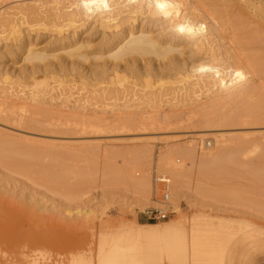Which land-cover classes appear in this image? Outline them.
<instances>
[{"label":"rangeland","instance_id":"1","mask_svg":"<svg viewBox=\"0 0 264 264\" xmlns=\"http://www.w3.org/2000/svg\"><path fill=\"white\" fill-rule=\"evenodd\" d=\"M46 1L51 3V6L55 1L56 5L59 2L0 0V14L5 11H19V7L24 8L27 4L40 6L44 4L41 2ZM64 1L63 3H67L68 0ZM91 1L104 3L106 0L86 2L93 4ZM119 1H124L121 10L127 11L126 9L131 7L130 9L139 12L142 10L139 5L145 0ZM185 2H191L192 19L196 30L194 38L186 36L181 39L180 53H177L176 61L172 62L175 65L149 55L136 63L140 69L139 73L121 71L118 74L121 78L118 79L115 75L111 77L97 75L99 72H96V66L103 60H95V55L91 54L92 60L81 63V69L87 78L80 79V74L72 71V66L77 63L74 64L72 57H66L65 51L59 50L55 52L57 57L52 59L53 63L63 60L70 74L65 77L67 81L62 83L64 95L60 97L59 84L52 79L54 75L45 78L38 73L35 74L38 77L37 81H48L51 89L55 87L48 93L47 103L44 104L10 97L8 94L14 88L15 93L18 92L24 97V92L30 93L33 89L34 79L28 76L29 73L26 75L31 64L21 57L4 54L5 57L2 58L1 52L6 51V42L2 39L0 147H8L16 153L31 151L33 155H37V160L30 167L15 161L0 160V264H101L100 243L101 240L110 237V234L104 237L103 233L115 231L120 220L136 219L141 224L166 225L176 220L178 215H184L189 217L187 226L190 227L193 216L203 211L214 215L211 218L216 221L220 219L239 223L245 221L243 223L245 227L239 229V236L229 247L228 256L231 259L229 258L226 264H264V154L261 151L248 147L249 151L245 149L235 155L239 161L237 163L239 165L234 166L235 171L237 170L233 184L235 195L230 199L233 202H229L230 200L226 202L225 208L214 205V201L209 200L208 196L205 201L196 200L197 204L192 201L194 176L190 177L192 181L186 179L191 186L186 185L188 186L186 192L180 199V212H176L170 206L169 219L150 220L148 211L160 205L151 203L140 208L131 199L128 179L131 176L143 178L147 173L150 174L153 186L150 200L158 202L162 198V188L156 178L162 174L157 160L163 150L172 147L168 151L174 154L175 162L181 164L184 158L179 151L186 153L192 148L198 155L208 149L211 150L214 144L207 148V142L214 141L212 137L218 136L219 132L220 137L246 135L253 138L264 135V123L255 121L257 116H264V0H185ZM45 5H41L42 9ZM52 8L57 10L54 6L45 7L46 11L51 13ZM129 10L122 15L127 14ZM55 11L53 13L56 14ZM146 15H143L145 20H158L155 16L147 18ZM143 17L140 16L136 24H140L144 20ZM83 22L87 24L80 30L79 35L81 39L89 42L83 51L98 52L99 50L95 48L100 47L103 42L102 30L93 19ZM152 28L154 33L164 29L170 30L166 24L154 25ZM30 37L37 47L49 49L54 48L61 36L51 29H46L40 33H32ZM16 50L19 51V47H16ZM148 64L152 67L151 72L144 71ZM61 74L64 73H57ZM111 80L116 82L113 83ZM10 86L12 87L8 90ZM186 87L197 91L196 94L200 98L193 93L195 94L193 99L190 98L189 101L188 98V102L183 100L182 103L181 93L185 92L183 95L186 96ZM162 91L164 96L160 95ZM173 91L176 95L180 93V97L176 96L179 100L175 99ZM51 96L55 97L53 101L49 99ZM139 99L146 101L157 99L159 102L170 100L169 103H174L175 106L163 102L160 104L161 108L159 105L151 107ZM20 104L25 105L26 113L22 112ZM125 104L130 105V108L124 107ZM39 106L41 109L43 107V111ZM162 111H175L171 114L178 122L181 120V123L176 121L172 125L159 123L150 125L152 122L146 121L143 122L146 125L144 126L138 118L146 114L158 117ZM191 112L194 114H190ZM92 113L100 114L97 116L104 119L102 124L105 122L108 128L103 124V128H100L103 131L98 129L95 131L98 133H95V129L85 127L86 125L82 123ZM107 113L109 117L113 114L118 118L108 119ZM138 113L142 115H137ZM217 114L237 119L232 125L217 128L214 123L216 129L211 123H201L205 118L210 119ZM82 115L84 116L81 120ZM28 118L34 126L27 125ZM45 118L48 119V125L57 127L40 125L42 124L40 122L46 123ZM105 119H111L113 122ZM115 120L129 121V125L131 123L134 127L121 129L119 126L115 127V131L114 127L108 126L110 123L114 125ZM193 123L199 125L196 130L191 127ZM200 123L203 125L200 126ZM212 128L214 129L212 132L209 130L210 134L202 131ZM192 142L196 146L191 145ZM148 149L152 150V160L146 154ZM20 157L17 155L18 159ZM167 175L171 178L169 174ZM193 202L194 208L191 204ZM158 264L174 263L163 261Z\"/></svg>","mask_w":264,"mask_h":264},{"label":"bare ground","instance_id":"2","mask_svg":"<svg viewBox=\"0 0 264 264\" xmlns=\"http://www.w3.org/2000/svg\"><path fill=\"white\" fill-rule=\"evenodd\" d=\"M50 1L51 0H48V2ZM58 1L60 2V0ZM81 1L83 0H78V1L68 0L66 1L67 3H63L62 0L61 1L62 5L59 2L57 3V5L60 6L56 5L55 2L57 1L55 2L52 1V3L54 2L53 4H55L56 6L53 4L51 6V3H47V1L41 2L44 3L41 4L42 6L45 5V3H47L48 8H51L53 6L56 7L57 8V10L55 9L56 11L53 8H52L53 10L51 9L52 13L46 11L47 8L45 9V7L47 5L44 6V9H42L41 5L35 6V4L34 5L27 4V6H25L24 8L21 7L22 9L16 6V8L20 9L19 11L16 10L15 12H13L10 9V11L12 12L5 11L0 14L1 16L0 42L2 41V39L6 42V51L5 52L3 51L4 53L1 52L2 58L5 57L4 54L6 55L9 54L11 57L12 56L21 57L25 62L31 64V67L29 71L26 73V75L29 73L28 76L34 79L33 80L34 86L33 89L30 90V93L24 92L25 95L24 97H22L21 95H19L18 92L15 93L14 92L15 90L13 91L14 89L13 88L12 92L8 93L10 97H16L21 99L23 98L25 100H30L32 102L42 103V104L47 103L46 97L53 88L55 89V87L51 89L50 83L48 81H37L38 77H36L35 75L37 73L45 78L49 77L51 74L54 75L52 79L55 83L59 84L58 86L59 89L61 90L59 97L61 95H64L62 90V83H65L67 81L65 77L68 76L70 73L67 71L68 66L63 60H61L58 63H53L52 59L57 57L55 52L59 50L65 51L66 57L67 56L72 57L74 59L73 60L74 64L77 63V65L72 66V71L79 73L80 79L87 78L86 74L83 73L84 70L81 69V63L92 60L90 58L91 54L95 55L94 57L95 60H103L101 64L99 63L96 66L97 71L96 70L95 71L99 72V74L97 75L99 76L108 75L109 77L115 75L116 78L120 79L121 75L118 74L121 71H125V72L129 71L130 73L133 74L139 73L140 69H138L136 63L139 61V59L144 58L145 56H149V55L154 56L156 59L167 60L171 64L175 65L172 62L176 61L175 57L177 53L178 54L180 53L179 46L181 45L180 43H182L181 39H183L186 36L189 38H194L195 35L196 26L192 19L191 2L186 3L185 0L183 1L182 0H145L143 3L141 2L139 5V7H142L141 11L140 10L139 12L135 11L133 10V8L130 9L131 8L130 7L129 8L130 10L126 9L127 11L129 10V12L125 15L122 14H124V12L127 11L121 10V6L124 4L123 3L124 1L120 2L119 0H106L104 3L101 2L95 3L91 1L93 2V4L92 3L89 4L90 0L88 3L86 2L88 0L86 1L84 0V2ZM79 2L83 4H80ZM53 11H55L56 14L53 13ZM143 15H146L147 18L150 16L151 17L155 16L156 18H158V20H153V19L145 20ZM140 16H142L144 20L140 24H136L139 21ZM56 17L59 21H57V19H55L56 21L53 19ZM88 19L89 20L93 19V22L98 23L100 29L102 30V34L104 37L103 42L100 45V47L95 48L96 50L97 49L99 50L98 52L88 53L86 51H83L84 48L88 47L89 42L81 39L79 32L87 24L86 22L82 23V21L83 20L87 21ZM161 24L163 25L166 24L167 28H170V30L165 31V29L164 30L162 29L163 31L159 33H154L152 27L154 25L161 26ZM46 29L49 30L51 29L52 32L54 31L59 36H61L56 42L54 48L48 49L46 47H37V44L34 42L33 39H31L32 37H30L32 36V33H40L41 30H46ZM16 47H19V51L16 50ZM144 71L151 72L152 67L148 64V66L144 67ZM58 72L64 74L57 75ZM2 80L0 78V82ZM111 81L113 83L116 82L114 80ZM11 87L12 86H10L8 90H10ZM189 89L187 87L185 89L187 91L186 96L183 95L185 92H183V94L181 93L182 95V98L180 100L181 102L183 100L187 101L188 98L189 101L190 98L193 99V96L196 94L197 91L194 90L192 91ZM57 91L59 92V90ZM180 91L181 90H179V92ZM163 93L164 91H162V93L160 92V95L162 96ZM178 95L180 97V93L177 95L176 92L174 93L175 99L176 96ZM196 95H197L196 97L199 96L198 94ZM49 99L50 100L52 99L53 101L55 97L51 96ZM139 100L146 102L151 107L152 106L156 107L159 105L158 106L159 108H161L160 104L164 102L163 100L162 101L160 100L159 102L157 99L155 101L153 100L146 101L143 99H139ZM165 101H167L168 103L170 102V100H165ZM196 101H198L197 98ZM167 102L164 103L168 104ZM178 102L176 103V105L178 104ZM169 104L175 106L174 103H169ZM21 105L22 104H20V107H22L21 108L22 112L26 113L27 110L25 109V105L22 106ZM37 105L41 106V104H37ZM127 106L126 104L124 105V107ZM128 107L130 108V105ZM103 112H105V109ZM111 112L113 113V111ZM171 112L175 113V111H167V112L162 111V113L158 117L157 115L154 116V115L146 114V116H140L138 118H140L142 123L143 122L145 123L146 121L152 122L150 123V125L151 124L154 125L153 123L155 124L159 123L160 125H170V124L172 125L174 122L176 123L178 119H176L171 114ZM115 114L117 113L115 112ZM190 114H192V112ZM40 115L43 116L42 114ZM84 115L80 117L81 120ZM93 115L94 114L92 113L91 115L92 117L90 116L91 117L90 118L88 116L89 118L86 120L84 118L85 121L82 124L86 125L85 127L89 126L95 129L94 132L97 131L98 129L100 131L101 130L100 128L103 126V124L105 125V122L102 124L104 119L103 118L101 119V117L97 116L100 114L94 115V117ZM137 115H142V113H138ZM110 116L111 117H109V115L107 116L108 119L118 118V117H114L113 114ZM248 117L249 116H247V118ZM47 118H45L46 123H43L44 121L40 122L41 120L38 121L42 123L40 125L42 126L43 124L45 126L46 124L48 125L49 122H47L48 120ZM34 119L36 120V118ZM190 119H191V115H190ZM236 119L237 117L236 118L232 116L228 117V115L222 116L217 114L213 117H210V119L205 118V120H202L201 123L203 124L211 123V125L213 124V126L215 123L217 125L216 126L217 128L218 126L232 125L234 122H236ZM253 120L254 119H252V121ZM124 121L125 120L123 121L118 120V122H116L115 120L113 123L114 125H111L110 123L108 124V126L111 128L114 127L113 128L114 130L115 127H119V126H121V129L122 128L125 129L124 127L133 126L131 125V123L129 125V121H126L128 124ZM255 121L264 123V116H257L255 118ZM26 122L27 125L29 126L33 125L32 121L29 118ZM110 122H113V120ZM179 122L181 123V120H179ZM179 122L177 121V123ZM132 123L134 122L132 121ZM194 123L193 126L191 125V127L196 130L199 127V125L198 123H196L197 125ZM203 124H201L200 126H202ZM51 125L52 124L48 125V127ZM144 126L146 125L144 124ZM106 127L107 126L105 125V128ZM214 128L208 130H202V131L209 132L210 134V131L212 132ZM102 131L103 130H101V132ZM220 133L221 132H219V135ZM219 135L212 137L214 138V141L207 142V148L208 146H212L213 144H214V148H212L211 150L208 149L206 151H204L205 150L204 149L203 150L204 152H202L201 154L197 155L195 153L196 151H194L192 148L187 150L186 153H184L183 151H179L180 155L183 156L184 158L183 163L181 164H177L173 156L174 154L168 151L169 149H172V147L163 150L162 154L159 156L157 160V165L159 171L162 173L161 175H164L170 179L171 184L169 187L168 199L163 200V198H161L158 202L157 201L152 202L150 200L149 196L151 195L153 186H152L150 174L147 173V175L144 176L143 178H137L136 176H131L128 179L129 187H130L129 192L131 193V199L134 200V204H136L140 208H143L151 203H153V205L156 204L160 205L158 207H162V208L167 207L168 209L170 208V206H172L176 210V212L179 213L181 210L180 199L182 195H184V192H186V188L188 186H191V184L188 185L189 182L186 181V179L188 180L190 179V177L192 178L194 176L195 188H193L192 190V196L194 199L192 201L196 202V200L198 201L200 200L202 202L203 200L205 201V199H208L209 197V200L212 199V201H214V205L219 207L223 206L225 208L226 202L229 201L230 199H233V196L235 195L233 184L237 170L235 171L234 166L237 165V163H239L235 155L239 152H243L248 147L250 149L254 148V150L261 151L264 154V135L255 136L253 138H250V136L248 137L246 135L231 136V137H227L223 135H221L220 137ZM191 145L196 146L195 144H193V142L191 143ZM151 151L152 150L148 149L146 153L148 154L150 160H152L153 157ZM136 154L134 155L135 157L137 156ZM17 155L21 156L20 159L17 158ZM0 160L15 161V163L19 162L18 164L25 165V167H30L31 164H35L34 162L37 160V155H33L31 151H23L16 153L15 150H11L8 147H4V148L0 147ZM167 174H169L171 178ZM188 189L191 190L190 188ZM229 202H233V201L230 200ZM191 204L194 205V202ZM194 207L195 205L193 206V208ZM203 212L196 213L193 216L190 227L187 226V219L189 217L187 218V216L184 215H178L176 220L169 222L166 225L141 224L136 219H133L131 221L122 219L120 220L119 225L115 228V231H112L111 233L108 232L103 233L104 237H107L108 236L107 234H110V237L101 240L102 242L100 243V247H99V255H100L99 262L101 264H158L159 262L165 261L174 264L177 262H181V264L182 262L185 263L191 262L192 264H226L225 262L230 258L228 256L229 247L233 243L234 239H236L239 236L238 233L239 229L245 227L244 226L245 224L243 225L245 221L243 220L244 222L242 223H239L238 221H237L238 223L231 222L229 220H224V219L222 220L220 219L219 221H216V219L213 220V218H211L214 215L211 216ZM251 225L253 226V224ZM254 225H256V223ZM251 229L253 230V228ZM258 229L260 228L258 227ZM257 230L256 232H258ZM261 230H262V226H261ZM240 239L242 238L240 237ZM234 250L235 249H233V251Z\"/></svg>","mask_w":264,"mask_h":264},{"label":"built area","instance_id":"3","mask_svg":"<svg viewBox=\"0 0 264 264\" xmlns=\"http://www.w3.org/2000/svg\"><path fill=\"white\" fill-rule=\"evenodd\" d=\"M156 181L159 186L162 188V198L163 200H167L169 197V187H170V179L164 175L157 176ZM171 214L170 208H162V207H155L150 209L147 213L148 218L153 221H161L169 219Z\"/></svg>","mask_w":264,"mask_h":264}]
</instances>
